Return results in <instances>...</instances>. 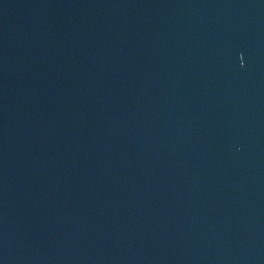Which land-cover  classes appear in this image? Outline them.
<instances>
[{"label": "water", "instance_id": "obj_1", "mask_svg": "<svg viewBox=\"0 0 264 264\" xmlns=\"http://www.w3.org/2000/svg\"><path fill=\"white\" fill-rule=\"evenodd\" d=\"M0 264H264V0H0Z\"/></svg>", "mask_w": 264, "mask_h": 264}]
</instances>
